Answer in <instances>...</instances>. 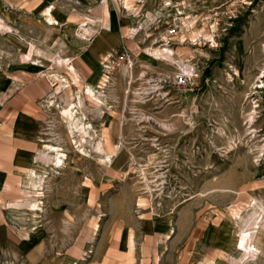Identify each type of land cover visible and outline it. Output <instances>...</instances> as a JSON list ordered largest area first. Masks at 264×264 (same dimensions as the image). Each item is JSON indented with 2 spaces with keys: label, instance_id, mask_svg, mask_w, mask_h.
Here are the masks:
<instances>
[{
  "label": "rangeland",
  "instance_id": "374dc122",
  "mask_svg": "<svg viewBox=\"0 0 264 264\" xmlns=\"http://www.w3.org/2000/svg\"><path fill=\"white\" fill-rule=\"evenodd\" d=\"M104 2L120 43L102 56L99 77L76 83L63 63L70 56L57 51L36 61L65 79L54 98L46 77L38 151L54 145L65 157L36 159L22 228L42 231L40 255L66 264L194 263V226L205 225L209 203L241 223L236 249L255 259L254 238L244 241L257 231H240L253 212L264 217V0ZM96 9L81 24L102 28ZM24 41L20 55L36 45ZM121 51L128 59L114 60ZM65 106L85 136L69 133ZM0 264L29 262L1 251Z\"/></svg>",
  "mask_w": 264,
  "mask_h": 264
},
{
  "label": "crops",
  "instance_id": "0c3cea01",
  "mask_svg": "<svg viewBox=\"0 0 264 264\" xmlns=\"http://www.w3.org/2000/svg\"><path fill=\"white\" fill-rule=\"evenodd\" d=\"M104 1L0 0V27L11 29L7 26L10 25L13 29L0 33V252L17 254L29 264H66L63 257L53 255L43 258L39 252L44 244L42 231L31 234L30 229L22 228L21 225L19 208L29 203L23 199V193L26 186L33 182L30 171L34 170L39 152L40 121L45 111L43 102L50 90L46 77L53 79L54 95L62 89L61 81L65 80L60 79L54 73L55 70L39 72L36 61H46L49 54H55L52 51H57L58 54L70 56L63 63L69 65V76L74 80L78 78L76 83L81 81L83 74L86 75L84 77L88 73L99 77L101 68L98 63L102 56L120 43L111 18L107 28L98 26L94 30L83 26L76 31V36L92 39L89 45L78 40L72 32L76 25L88 17L86 11L89 8L96 6L97 14L102 17ZM107 9L109 11L108 5ZM98 24H101L100 19ZM97 31V35H93ZM25 37L33 38L36 45L31 46L32 50L28 53L20 55L26 46ZM94 41L96 44L92 48ZM76 43L79 48L72 51L73 46L70 44ZM35 49L36 55L33 52ZM32 57L34 63H25L31 61ZM96 67L99 68L98 72L94 71ZM207 207L205 225L197 221L194 226V263L184 264H264V225H260L264 217H256L240 231L244 235L257 231L244 241L254 238V243L260 248V254L251 260L253 257L247 258L244 251L236 249L233 229L235 226L240 227V224L233 222L225 208L220 209L209 203ZM199 217L196 216L197 219ZM158 264L182 263L165 261Z\"/></svg>",
  "mask_w": 264,
  "mask_h": 264
},
{
  "label": "bare ground",
  "instance_id": "6f19581e",
  "mask_svg": "<svg viewBox=\"0 0 264 264\" xmlns=\"http://www.w3.org/2000/svg\"><path fill=\"white\" fill-rule=\"evenodd\" d=\"M102 8V7H101ZM103 9H104V13H103V16H102V23H103V26H102V28L104 29L105 27L107 28L108 27V25H109V18H108V12H107V3L106 2H104L103 3ZM87 24L88 23H82V24H80V25H84L85 27L87 26ZM81 27H83V26H80V28ZM79 28V29H80ZM78 30V29H77ZM98 33V32H97ZM97 35V34H96ZM95 35V36H96ZM94 36V37H95ZM78 37V36H77ZM80 37V36H79ZM92 39H90V41H91ZM39 52V51H38ZM40 53V52H39ZM105 67V66H104ZM188 65H186V70L185 71H183V72H186L187 70H188ZM182 73V72H181ZM180 75V74H179ZM178 75V76H179ZM184 77V76H183ZM179 78H181V77H179ZM177 79V78H176ZM86 94H87V96L90 98V100L91 99H93L95 102L97 101L98 102V104H100V101L97 99V98H94L92 95V91H90L89 89H88V91L86 92ZM52 96H54V98H55V96L56 95H54V94H52ZM57 98V97H56ZM92 101V100H91ZM93 103V102H92ZM61 116L65 119V122H66V128H67V130L69 131V133L70 134H72V131H73V129H77V130H79V132H81L84 136L86 135V133L87 132H85V127H84V125H80L79 123H78V121L77 120H75V117H73V114L71 113V107H69V106H65L64 108H63V110L61 111ZM61 117V118H62ZM79 125L81 126V127H79ZM87 129H91V126L89 125V126H87L86 127ZM47 142H49V141H47ZM100 142V147H101V149H102V151H103V148H102V146H103V144H102V142L101 141H99ZM43 149H42V151H39L38 152V155H37V160L40 162V163H42V164H44V165H46V166H49L50 164L53 166L54 165V163H56V161H57V159L59 158V157H61V158H64L65 157V154L62 152L63 150L62 149H60L58 146H54V145H45L44 144V146L42 147ZM96 151V150H95ZM94 151V152H95ZM83 152V151H82ZM105 153V157L103 158V159H106V160H110V154H108V153H106V152H104ZM104 161V160H103ZM30 176L32 177V176H35V174H33V172H30ZM260 209V208H259ZM261 210V209H260ZM261 211H263L264 212V209H262ZM262 212V213H263ZM261 213V214H262ZM261 216V215H260ZM256 217H258V214H256V212H253L251 215H250V217H249V219H247L246 220V225H248L251 221H253ZM241 224V223H240Z\"/></svg>",
  "mask_w": 264,
  "mask_h": 264
},
{
  "label": "built area",
  "instance_id": "2783aa9c",
  "mask_svg": "<svg viewBox=\"0 0 264 264\" xmlns=\"http://www.w3.org/2000/svg\"><path fill=\"white\" fill-rule=\"evenodd\" d=\"M81 23H79L77 26H78V30H79V28H80V26H84V25H80ZM97 34V32H94L93 33V35H96ZM126 52V51H125ZM124 51H121V52H119L120 54H119V56H117V57H115L114 58V60H116V59H128V56H127V54L125 53ZM108 57L109 58H112V54H110V55H108ZM129 67L131 66V65H128ZM110 66L109 65H105V68H109ZM264 76V75H263ZM262 76V77H263ZM261 78V77H260Z\"/></svg>",
  "mask_w": 264,
  "mask_h": 264
}]
</instances>
